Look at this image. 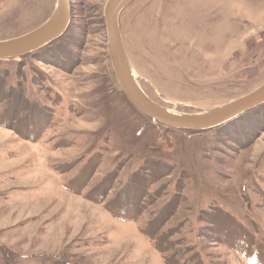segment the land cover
<instances>
[{"label": "rangeland", "instance_id": "1", "mask_svg": "<svg viewBox=\"0 0 264 264\" xmlns=\"http://www.w3.org/2000/svg\"><path fill=\"white\" fill-rule=\"evenodd\" d=\"M108 0L0 60V264H264V103L206 130L155 124L108 60ZM56 0H0V40ZM120 32L155 102L196 113L264 82V0H134Z\"/></svg>", "mask_w": 264, "mask_h": 264}, {"label": "water", "instance_id": "2", "mask_svg": "<svg viewBox=\"0 0 264 264\" xmlns=\"http://www.w3.org/2000/svg\"><path fill=\"white\" fill-rule=\"evenodd\" d=\"M132 1L108 0L103 16L113 73L127 99L141 114L166 127L199 131L220 126L264 103V82L245 95L196 113L178 112L152 100L135 77L120 32V13ZM70 18V0H56L43 23L19 36L0 40V60L22 57L49 44L65 32Z\"/></svg>", "mask_w": 264, "mask_h": 264}, {"label": "trees", "instance_id": "3", "mask_svg": "<svg viewBox=\"0 0 264 264\" xmlns=\"http://www.w3.org/2000/svg\"><path fill=\"white\" fill-rule=\"evenodd\" d=\"M32 53V52H31ZM27 55V54H26ZM23 57V56H22ZM22 57H18V58H9V59H21ZM108 60H109V56H108ZM109 62H110V60H109ZM116 79V78H115ZM117 81V80H116ZM118 83V82H117ZM119 85V84H118ZM119 88H120V90H121V92L123 93V95H125L124 94V92H123V90L121 89V87H120V85H119ZM126 97V96H125ZM130 102V101H129ZM147 118H149V117H147ZM149 119H151V118H149ZM152 120V122L153 123H155V124H159V125H161V126H163V127H166V126H164V125H162V124H160V123H158V122H156L155 120H153V119H151ZM167 129L168 128H170V127H166ZM171 129H174V128H171ZM174 130H180V129H174ZM189 131V130H188ZM196 132H198V131H196Z\"/></svg>", "mask_w": 264, "mask_h": 264}, {"label": "bare ground", "instance_id": "4", "mask_svg": "<svg viewBox=\"0 0 264 264\" xmlns=\"http://www.w3.org/2000/svg\"><path fill=\"white\" fill-rule=\"evenodd\" d=\"M258 107V106H257ZM215 127H217V126H215Z\"/></svg>", "mask_w": 264, "mask_h": 264}]
</instances>
